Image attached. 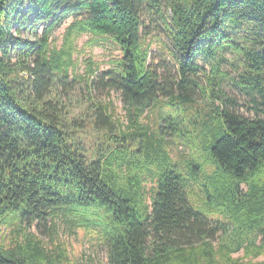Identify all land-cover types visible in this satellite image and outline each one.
Returning a JSON list of instances; mask_svg holds the SVG:
<instances>
[{"label":"trees","instance_id":"trees-1","mask_svg":"<svg viewBox=\"0 0 264 264\" xmlns=\"http://www.w3.org/2000/svg\"><path fill=\"white\" fill-rule=\"evenodd\" d=\"M68 19L57 49L49 37ZM30 27L35 40L20 41ZM156 41L168 55L162 72L150 62ZM99 44L119 52L102 85L120 92L124 125L107 104L58 88ZM83 61L87 76L100 65ZM163 107L165 125L144 122ZM181 139L191 150L173 158ZM204 149L214 171L202 200ZM216 215L236 226H213ZM55 218L97 232L107 264H216L219 232L232 236L226 264H241L231 258L239 250L264 255V0H0V229L13 226L0 231V264H79L29 231Z\"/></svg>","mask_w":264,"mask_h":264},{"label":"rangeland","instance_id":"rangeland-1","mask_svg":"<svg viewBox=\"0 0 264 264\" xmlns=\"http://www.w3.org/2000/svg\"><path fill=\"white\" fill-rule=\"evenodd\" d=\"M31 22V21H30ZM70 22L68 19L65 21L63 25H61L58 29H56L49 37V42L54 44L58 49L62 42V34L64 31L65 26ZM30 26V25H29ZM42 30V26H38L37 34L39 35ZM32 28L22 29L18 35H16L20 41H34L35 38L32 33ZM150 31L154 38H159V40H164L165 36L164 33L161 31L160 27L155 23L150 25ZM89 38L87 34H82L77 37L75 40L74 45L77 49L83 47L84 42ZM161 46L160 42H155L152 46V53L150 54V62L154 65L155 69L159 72L164 70V66L168 61L167 54H161L156 51V48ZM167 52V51H166ZM165 52V53H166ZM119 52L117 50L111 49L108 44L106 45H96L92 48H85L84 52L78 57V64L75 71H71L69 73V77L67 79V84L62 86L58 85L59 91L62 94L65 93V89H69L71 93V100L72 102L77 103H84L87 104L89 101L107 104L109 106L110 112L113 116V119L116 123H120L122 125L125 124V110L123 107V101L120 92L115 91L113 89L105 88L102 83L107 79L106 75L103 72L108 70L113 66V60L118 56ZM92 57L94 61L100 62L98 69L95 71L93 75L87 76L85 73V63L84 59L88 57ZM76 57V54H74ZM29 61V60H27ZM31 64V63H30ZM224 70H227L230 74H232V69L228 66L222 67ZM208 70V67H206ZM87 80L88 83L91 85L90 92L91 94L88 95V91L85 86L84 82ZM224 90L226 91L227 95L233 97L236 102L238 103L237 112L245 117H251L252 112L249 109L248 102L246 99L234 91L233 87L230 85L229 82L223 83ZM173 94H176L173 91ZM198 103H202V99H197ZM156 110V112H148L146 113L145 117L143 118L144 122H147L153 129H156L159 125L163 126L165 123L158 117L166 116L168 114V109L166 107L162 108V111ZM184 127L187 130H191L188 124H185ZM177 143V144H176ZM171 143V151L170 154L173 158L177 156L183 157L191 150V148H187L184 145H187L184 139ZM189 146V145H188ZM174 147H177L176 149ZM207 151L204 149V152H201L200 160L203 162L202 171L198 173V181L202 185H205V189L207 188L208 192L203 189L202 200H205V195L208 196L209 193H212L210 189V185H208V180L206 177L212 176L214 171V165L211 164L208 156ZM179 154V155H178ZM149 187V184H147ZM242 190H245V186L241 185ZM195 197L199 196V192L195 191ZM209 206L215 205V203L211 200L207 201ZM201 208V207H200ZM199 208V209H200ZM213 226H219L221 223H226L228 229H232L236 226V224L226 218L223 215H216L211 218ZM225 225V224H224ZM240 226L239 229H246L248 228V224L246 222L238 223ZM1 232L3 235L6 236L13 231V226L8 227H1ZM29 231L34 234L38 239L42 240V244L45 245L47 248H52L55 244H63L67 249L71 258L77 261L79 264H107V248L104 243L100 240L97 232L94 230L87 231L83 227L74 228L71 222L55 218L54 220L41 222V223H34L30 228ZM231 234H222L221 232L217 233V235L212 239V246L217 250L216 256V264H226L228 259L224 253H226V247H221L222 244H230L231 242ZM243 250H239L231 254V258H239L238 263L241 264H251L252 262H260L264 260V255H260L256 258L250 257H242ZM242 258V259H240Z\"/></svg>","mask_w":264,"mask_h":264}]
</instances>
